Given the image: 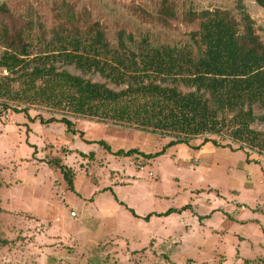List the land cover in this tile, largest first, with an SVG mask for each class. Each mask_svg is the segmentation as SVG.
Instances as JSON below:
<instances>
[{"label":"rangeland","instance_id":"1","mask_svg":"<svg viewBox=\"0 0 264 264\" xmlns=\"http://www.w3.org/2000/svg\"><path fill=\"white\" fill-rule=\"evenodd\" d=\"M192 1L200 9L221 7L231 17L237 14L234 0ZM2 3L16 15L37 20L32 36L35 53L39 27L49 30L63 23L69 7L85 16L87 23L98 21L112 30L150 31L158 40L177 44L188 40L207 20L204 12L195 13L181 4L171 6L178 11L176 17L157 19L162 0ZM247 7L264 42V10L254 0H247ZM58 68L93 82H107L62 63ZM257 112L264 114V110ZM64 115L42 107L30 108L28 115L0 109V239L9 241L7 246L0 245V264H264V212L254 211L257 204L253 208L250 204L264 205V155L240 150L226 137L208 136L218 144L198 137L168 146L174 140L170 136L73 115L67 118L76 134L69 133L63 123L46 122ZM253 128L264 132V120ZM86 134L91 142L104 144L87 142L88 157L70 159L69 148ZM35 146L40 151L35 152ZM132 149L152 157L115 155ZM63 166L73 171L68 176L74 188ZM118 166L123 168L121 173L110 178ZM121 178L126 181L122 190L115 185ZM242 205L247 210L241 211ZM185 207L181 228L178 221L173 230L177 243L166 244L161 252L159 226H148L145 218ZM232 207L241 213L233 214ZM71 212L77 217H71Z\"/></svg>","mask_w":264,"mask_h":264},{"label":"trees","instance_id":"2","mask_svg":"<svg viewBox=\"0 0 264 264\" xmlns=\"http://www.w3.org/2000/svg\"><path fill=\"white\" fill-rule=\"evenodd\" d=\"M192 2L162 0L156 16L176 17L174 8L179 4L204 12L207 20L200 29L179 44L158 40L150 31L87 23L85 16L69 7L63 23L49 30L39 27L36 53L32 36L37 20H27L7 3L0 4V109L27 115L32 107L64 112L62 118L46 122L63 123L72 134H76L74 123L67 115L170 136L174 140L168 146L198 137L218 144L208 137L218 136L240 150L264 155V132L253 128L264 120V114L257 112L264 110V42L256 33L247 0H234L235 17L221 7L200 9ZM254 3L264 10V0ZM59 63L107 82L59 70ZM115 155L152 157L135 149ZM61 169L74 188L68 176L73 171ZM2 187L0 179V191ZM8 244L0 239V245Z\"/></svg>","mask_w":264,"mask_h":264},{"label":"crops","instance_id":"3","mask_svg":"<svg viewBox=\"0 0 264 264\" xmlns=\"http://www.w3.org/2000/svg\"><path fill=\"white\" fill-rule=\"evenodd\" d=\"M206 8H209V7H206ZM86 137H83L82 139H80V141L81 142H79V141H74V145L71 147V148H69L70 150H69V152L68 153H66L67 155H68V157H70V159H71V157H73V158H77L78 156H79V158L80 159H84V158H87L88 157V155L86 154V152H84L85 150H87L89 147H88V145L87 144H85V143H87V141H92L91 139H90V137H88V135L86 134L85 135ZM73 137H75L76 138V135L75 136H73ZM83 140V141H82ZM38 146H35V148H34V151L36 152V151H40V149L39 148H37ZM87 148V149H86ZM74 152V153H73ZM69 155H72V156H69ZM68 157H65V158H68ZM117 164H119V163H117L116 162V165ZM74 169V168H73ZM121 169H123L121 166H118V167H115V169H113L112 170V172L110 173V175H109V177L110 178H113L115 175H117V173H121L120 171H121ZM74 173H76V177H77V172H76V170L74 169ZM126 176V175H125ZM114 183V182H113ZM112 183V184H113ZM126 183V181H125V179H123V178H121L120 180H118V182L117 183H115V185L116 186H118L121 190H122V187H123V185ZM103 190H106V189H103ZM121 190H119V192H121ZM100 192H101V190H100ZM123 194V193H122ZM126 198V197H125ZM250 204H252L251 205V207L253 208V205H255V204H259V203H256L255 201L254 202H252V203H250ZM242 207H245L246 209L245 210H247V206H245V205H242L241 207H240V210L241 211H245V210H243L242 209ZM221 208V210H225V207H223V206H221L220 207ZM232 209V211H233V214H235V215H238V214H240L241 213V211L240 210H238V209H236V208H234V207H232L231 208ZM254 209V208H253ZM183 211H186V209H184V208H182V209H180V211L179 212H176V213H171L170 215H166V216H164V217H162L161 215H156L155 216V213H153V215L150 217V219H149V222L147 223L148 224V226L149 225H152V226H159V228H158V230H157V232H158V234H159V236H160V238L162 239V246H161V252H164L165 251V245L166 244H174V243H177L176 242V240L174 239V233L176 232V231H173L174 230V227H177L178 226V221H180V228H181V226H182V224H183V218L185 217L184 215H183ZM254 211H256V209H254ZM261 211V210H260ZM261 212H264V211H261ZM137 214V213H136ZM159 214H163V213H159ZM137 216L139 217V219H144L145 217L144 216H142V215H139V214H137ZM189 225L190 224H188V229L190 228L189 227ZM192 229V228H191ZM174 232V233H173ZM193 233H194V231H193ZM185 235H186V237H190L191 236V234L190 233H185ZM125 242H127V244L129 245V242L128 241H125ZM156 243V242H155ZM126 244V245H127ZM189 264H193V262L192 261H190V263Z\"/></svg>","mask_w":264,"mask_h":264},{"label":"built area","instance_id":"4","mask_svg":"<svg viewBox=\"0 0 264 264\" xmlns=\"http://www.w3.org/2000/svg\"><path fill=\"white\" fill-rule=\"evenodd\" d=\"M254 207H255L254 209H259V210L264 211V205L261 206L260 204H257ZM242 209L245 210L246 208L242 207ZM70 216L74 218V217H77V214L76 212H71Z\"/></svg>","mask_w":264,"mask_h":264}]
</instances>
